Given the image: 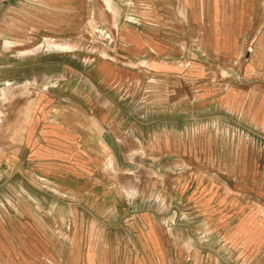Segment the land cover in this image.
Returning a JSON list of instances; mask_svg holds the SVG:
<instances>
[{
	"label": "crops",
	"instance_id": "obj_1",
	"mask_svg": "<svg viewBox=\"0 0 264 264\" xmlns=\"http://www.w3.org/2000/svg\"><path fill=\"white\" fill-rule=\"evenodd\" d=\"M89 26L100 45L72 53ZM12 89L25 107L31 92L18 172L34 212L18 245L0 227V264L60 249L61 264H264L261 212L204 228L180 192L222 164L220 137L244 153L224 169L264 170V0H0L3 121Z\"/></svg>",
	"mask_w": 264,
	"mask_h": 264
},
{
	"label": "rangeland",
	"instance_id": "obj_2",
	"mask_svg": "<svg viewBox=\"0 0 264 264\" xmlns=\"http://www.w3.org/2000/svg\"><path fill=\"white\" fill-rule=\"evenodd\" d=\"M87 28L89 29L87 32V39L89 40L82 41L83 39H76L74 42L76 50L72 53L82 54V48L84 47V44L87 45V43L91 44V50L96 49L95 47L100 45L104 36H101V31L98 30L99 27L92 28V26H89ZM86 41L88 42L86 43ZM53 44V42L48 40L43 43V47L44 49L52 47ZM115 59L123 62V64H127V60L120 56L115 57ZM61 60L66 59H60V61ZM30 96L31 92L27 91V106H19L18 89H12L10 91V106L4 107L5 111H7L5 112V118H10L7 121L2 120L3 106L0 105V178L2 175H4V179L9 177L11 184L9 189L6 188V185L3 189L0 184V227L5 223V227L10 231L13 242H15L16 245L19 244V232L22 230V227L20 228V226H24V220L22 221L24 218L20 217V213L21 215L26 214L25 216H29L34 212V206H32L33 204L29 200H27L26 204L24 203V196L22 197V190L20 192L19 186L20 178L22 176L18 172L19 154L25 145L26 118H29ZM207 140L209 147V139ZM218 143L217 157L222 164L215 169L205 168L198 171H189L185 174L186 178L184 180V187L180 188V192L188 194V198L187 202L183 204L186 205L187 210H197L203 213L202 222L204 228L213 226L217 222L218 225H226L228 217L234 215L236 217H241L243 216L244 211H250L253 217H257V221L259 212H261V215H264V170L245 171L242 169H224L223 166L230 161L232 157H235L233 159L234 165H244V153H242V146L239 144L238 153L237 146H235V154L232 155V147L228 146L230 145V139L220 137ZM22 153L24 156V149L21 152V157ZM207 156L209 158L211 155L207 154ZM233 164L231 163V165ZM204 165L211 166L214 164L211 162L210 164ZM139 172L142 173V176L147 174L145 171ZM246 173L247 176L245 175ZM183 174L184 173L179 174L174 170L167 172H161L159 170L155 171V177L172 176L175 178ZM249 174L250 177H248ZM1 181L2 180H0V183ZM155 188L158 189L161 187L156 186ZM30 192V188L28 187L27 193L30 194ZM27 198L29 199V195ZM2 210H5L8 218L1 217ZM26 219V224L28 226L26 237L28 242L32 240L33 233H29V221H31V219L29 217ZM240 220L242 219L240 218L239 221ZM47 252L50 251H43L44 260L42 264L62 263L65 250H58V257L57 259H53V261L45 255ZM35 255L36 251L27 244L25 256L28 262H34Z\"/></svg>",
	"mask_w": 264,
	"mask_h": 264
},
{
	"label": "bare ground",
	"instance_id": "obj_3",
	"mask_svg": "<svg viewBox=\"0 0 264 264\" xmlns=\"http://www.w3.org/2000/svg\"><path fill=\"white\" fill-rule=\"evenodd\" d=\"M50 42H53V46L56 45V46H59V47H65V43H62V42H54V41H50ZM48 45V44H47ZM49 46H52V45H49Z\"/></svg>",
	"mask_w": 264,
	"mask_h": 264
}]
</instances>
